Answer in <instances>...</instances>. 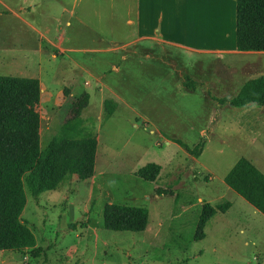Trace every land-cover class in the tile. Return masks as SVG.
Instances as JSON below:
<instances>
[{
    "label": "rangeland",
    "instance_id": "374dc122",
    "mask_svg": "<svg viewBox=\"0 0 264 264\" xmlns=\"http://www.w3.org/2000/svg\"><path fill=\"white\" fill-rule=\"evenodd\" d=\"M135 3L0 0V76L38 79L40 149L70 117L71 100L84 92L89 102L83 126L98 137L95 185L67 175L60 188L37 200L24 187L21 220L36 245L0 252V264H264V216L223 181L242 157L264 174L262 108L217 107L212 99L233 98L245 81L264 74V57H204L200 64L188 52L156 44L135 54V26L126 23H136ZM223 3L220 33L234 45L235 0H218ZM184 14L198 24L199 12ZM201 20L214 35L213 17L204 13ZM34 28L47 32L45 37ZM183 76L195 78L193 90L184 88ZM227 77L230 87L220 88ZM105 99L117 103L109 118ZM176 141L189 149L202 142L203 150L194 158ZM149 163L161 167L151 183L134 176ZM156 189L172 195L158 196ZM223 202L230 209L212 217L205 237L195 241L202 204ZM108 203L145 208L146 230L104 229Z\"/></svg>",
    "mask_w": 264,
    "mask_h": 264
},
{
    "label": "trees",
    "instance_id": "16d2710c",
    "mask_svg": "<svg viewBox=\"0 0 264 264\" xmlns=\"http://www.w3.org/2000/svg\"><path fill=\"white\" fill-rule=\"evenodd\" d=\"M235 49L239 52H264V0H235ZM197 85L183 76V86L193 90ZM68 90H65L67 96ZM219 105L242 108L249 104L264 106V75L246 81L233 98H212ZM40 85L36 78L0 76V251L23 252L33 249L36 240L22 222L26 204L24 187L37 200L45 193L60 188L66 176L84 181L93 177L97 151L96 137L83 126L81 114L88 106L84 92L70 102V117L58 129L44 149H40V118L36 107ZM116 103L103 101L104 118L112 116ZM176 143L197 158L204 143L189 149ZM161 167L146 164L134 172L145 182H155ZM225 185L264 216V174L249 160L239 158L223 179ZM156 195L171 196L169 190L156 189ZM231 204L215 206L203 203L197 218L194 240L205 237L204 228L218 212L225 213ZM145 208L108 203L102 209L103 228L112 232L139 233L146 230ZM72 224L69 229H74Z\"/></svg>",
    "mask_w": 264,
    "mask_h": 264
},
{
    "label": "crops",
    "instance_id": "0c3cea01",
    "mask_svg": "<svg viewBox=\"0 0 264 264\" xmlns=\"http://www.w3.org/2000/svg\"><path fill=\"white\" fill-rule=\"evenodd\" d=\"M177 2V0H136V3L134 5H131V8L137 11L136 23L130 19L127 20L126 23H130V26H135V37L133 38V40L130 41L131 46L136 48V50L134 51L135 54H137V50H144L145 48L148 52L149 48L151 47V44H156L162 48L167 46L174 49L182 50L184 52H188L189 54H191V56L196 57L199 60L198 62H200V64L204 63V60H207L204 59V57L210 58L212 62H217L221 58H227L230 60V58L236 59L239 57H247L255 58L258 60L261 57H264V52L237 51L235 49V41L233 45L232 43H230V38L227 39L224 37L223 34L220 33L223 19L221 12L222 8H225V3H223L222 6H219L218 0H179V7L181 6L182 9L181 12L178 13L176 11ZM213 7L214 9H212ZM129 8L130 7H128V9ZM185 10H189L191 12L193 10L199 12V20L197 22V25L194 24V17L189 18V16H186L185 14L182 15L183 11ZM213 10L214 12L212 13ZM204 13L209 17H213V20L211 21H214L216 25L214 35H212V31H210L206 27V23L201 20V17ZM34 29L36 31V34L45 37L47 32H44V34L42 31L36 28ZM208 36L213 37L211 39H215V41L206 42L210 41L208 39ZM146 57H149V54H146ZM209 63L210 62H208L207 64ZM224 68H226L230 73V64L226 65ZM112 69L116 71L117 67L112 65ZM210 70L212 69L210 68ZM190 77L193 81H196L195 78H193L192 76ZM219 82L218 84L220 88L230 87V77H227L225 80H223L222 78ZM240 88L241 86L238 89L240 90ZM250 105L253 104H249L242 108L248 111L247 108H249ZM221 106L222 105H219L217 103V107ZM260 107L262 108L260 112L262 113V115H264V106ZM95 137L97 139L98 145V137ZM96 159L97 156L95 158V166ZM96 179L97 175L95 173L94 168V175L92 178L89 179V181L91 182L90 184L95 185Z\"/></svg>",
    "mask_w": 264,
    "mask_h": 264
}]
</instances>
